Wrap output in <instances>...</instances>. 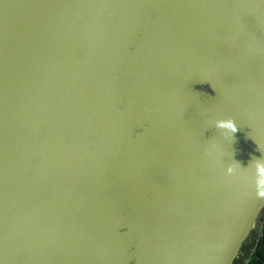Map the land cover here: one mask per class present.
Masks as SVG:
<instances>
[{
	"label": "water",
	"instance_id": "1",
	"mask_svg": "<svg viewBox=\"0 0 264 264\" xmlns=\"http://www.w3.org/2000/svg\"><path fill=\"white\" fill-rule=\"evenodd\" d=\"M258 163L264 0H0V264H233Z\"/></svg>",
	"mask_w": 264,
	"mask_h": 264
},
{
	"label": "crops",
	"instance_id": "2",
	"mask_svg": "<svg viewBox=\"0 0 264 264\" xmlns=\"http://www.w3.org/2000/svg\"><path fill=\"white\" fill-rule=\"evenodd\" d=\"M257 254L264 255V227L251 231L241 246L239 257L233 264H264L259 262Z\"/></svg>",
	"mask_w": 264,
	"mask_h": 264
},
{
	"label": "clouds",
	"instance_id": "3",
	"mask_svg": "<svg viewBox=\"0 0 264 264\" xmlns=\"http://www.w3.org/2000/svg\"><path fill=\"white\" fill-rule=\"evenodd\" d=\"M222 127H229L233 132L237 131L234 123H221ZM255 183L260 194H264V163H258L256 166Z\"/></svg>",
	"mask_w": 264,
	"mask_h": 264
},
{
	"label": "built area",
	"instance_id": "4",
	"mask_svg": "<svg viewBox=\"0 0 264 264\" xmlns=\"http://www.w3.org/2000/svg\"><path fill=\"white\" fill-rule=\"evenodd\" d=\"M258 227H264V213H262L257 221L255 222L253 229L258 228Z\"/></svg>",
	"mask_w": 264,
	"mask_h": 264
},
{
	"label": "trees",
	"instance_id": "5",
	"mask_svg": "<svg viewBox=\"0 0 264 264\" xmlns=\"http://www.w3.org/2000/svg\"><path fill=\"white\" fill-rule=\"evenodd\" d=\"M257 256H258L259 262L264 263V255L263 254H257Z\"/></svg>",
	"mask_w": 264,
	"mask_h": 264
}]
</instances>
